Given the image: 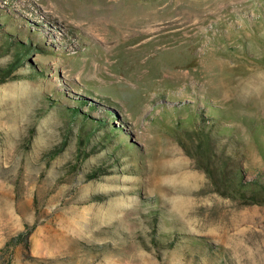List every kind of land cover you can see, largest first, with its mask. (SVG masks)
Listing matches in <instances>:
<instances>
[{"label": "rangeland", "instance_id": "obj_1", "mask_svg": "<svg viewBox=\"0 0 264 264\" xmlns=\"http://www.w3.org/2000/svg\"><path fill=\"white\" fill-rule=\"evenodd\" d=\"M0 71L14 264H264V0H0Z\"/></svg>", "mask_w": 264, "mask_h": 264}, {"label": "trees", "instance_id": "obj_2", "mask_svg": "<svg viewBox=\"0 0 264 264\" xmlns=\"http://www.w3.org/2000/svg\"><path fill=\"white\" fill-rule=\"evenodd\" d=\"M11 44L14 46L15 44H17L19 47L21 45V49H22V56L23 58L27 59L30 57V50L28 49V47L26 45L23 44H19L15 39H11ZM32 68V67H31ZM4 73V71H0V74ZM7 74L9 73V70H7L6 72ZM76 113L72 116V118H77L79 116H81L83 120L82 123H86L87 120H90L89 117L87 116V114L84 113H79L78 111H75ZM110 135H108V137H105L104 139H102V143H99L98 147H102V148H109L108 145H104L105 143L110 144L111 143V138H113V130L110 129ZM208 140V145H207V141ZM207 150L210 149L209 147L212 148V141L211 138L210 140L208 139V136L205 137V145ZM206 173L208 174V176L211 178V174L209 173L210 171L208 169H205ZM232 171H230L227 174V180L229 182V184L231 186H233L234 188L237 187L236 184V180H238V178L233 177L232 178ZM251 190V191H250ZM238 192L240 193V195H242V199L244 200H251L254 203H259V204H264V186L262 187H256V186H251V183L248 184H244L241 183V180L239 178V187H238ZM27 235L28 233H19L16 237L9 239L4 247L0 250V264H14V252L16 247H18L19 245H22L26 242L27 240Z\"/></svg>", "mask_w": 264, "mask_h": 264}]
</instances>
